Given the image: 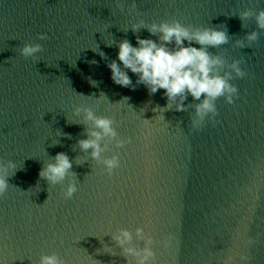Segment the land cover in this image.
Segmentation results:
<instances>
[{
    "label": "water",
    "instance_id": "1",
    "mask_svg": "<svg viewBox=\"0 0 264 264\" xmlns=\"http://www.w3.org/2000/svg\"><path fill=\"white\" fill-rule=\"evenodd\" d=\"M262 10L264 0H0V264L52 254L62 264H139L146 247L149 264H264ZM175 22L228 33L207 50L236 91L203 118V96L188 94L177 110L179 97L167 108L165 90L150 93L130 70L132 85L112 79L122 40L160 43L149 27ZM25 45L40 48L26 56ZM86 109L116 131L99 159L79 143L94 128ZM61 152L72 168L52 183L40 172ZM123 230L132 239L121 245Z\"/></svg>",
    "mask_w": 264,
    "mask_h": 264
},
{
    "label": "clouds",
    "instance_id": "2",
    "mask_svg": "<svg viewBox=\"0 0 264 264\" xmlns=\"http://www.w3.org/2000/svg\"><path fill=\"white\" fill-rule=\"evenodd\" d=\"M245 16L248 13L244 14ZM257 23L264 28V10L257 15ZM140 25H134L133 30H137ZM149 31L153 34L162 33L160 43L150 38L137 37L134 45L125 39L119 43L118 59H114L109 64L112 79L115 83L127 87L132 85L131 73L137 75V83L144 84L150 93H156L160 89L165 90V95L169 100L167 108H171V102L179 97L180 103L177 110H183V101L188 94L199 100L204 99L198 104L197 113L203 118L209 112L215 111L214 99L224 95L225 92L233 93L236 91L225 76L218 74L217 65L222 64L219 57H213L207 50V46H218L226 43L228 33L222 28H202L191 30L189 27L179 22L152 24ZM249 40L256 39V33L248 36ZM189 44L185 45V41ZM174 41V47H168ZM195 41L201 47H195L191 42ZM39 45H25L24 55H32L39 51ZM233 67L239 74H243L234 63ZM229 99L231 97L229 96ZM87 121H92L94 128L89 131V138L82 139L79 143L82 149H92L91 155L99 159L104 146L101 140L104 137H115L116 131L113 128V121L108 117H97L93 111L86 109ZM79 110H77V114ZM123 142H118L122 146ZM109 172L119 166V157L113 156L104 161ZM72 168V161L66 153H57L54 162L49 163L42 169L40 175L46 177L52 183L62 181L69 175ZM8 187L6 174L0 172V193ZM77 192L75 180L70 183L66 190V195L71 197ZM142 229H137L140 235ZM121 245L131 241L132 234L123 230L115 237ZM128 252L136 253L134 249H127ZM153 255L150 248L143 249V255L139 264H149V258ZM40 264H62L59 257L55 254L44 255L41 257Z\"/></svg>",
    "mask_w": 264,
    "mask_h": 264
}]
</instances>
